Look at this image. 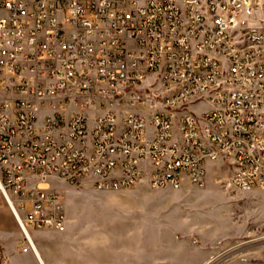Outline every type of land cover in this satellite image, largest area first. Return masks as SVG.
Instances as JSON below:
<instances>
[{"label": "built area", "instance_id": "built-area-1", "mask_svg": "<svg viewBox=\"0 0 264 264\" xmlns=\"http://www.w3.org/2000/svg\"><path fill=\"white\" fill-rule=\"evenodd\" d=\"M217 162L264 190V0H0V194L20 254L67 229L41 183L179 190Z\"/></svg>", "mask_w": 264, "mask_h": 264}, {"label": "rangeland", "instance_id": "rangeland-1", "mask_svg": "<svg viewBox=\"0 0 264 264\" xmlns=\"http://www.w3.org/2000/svg\"><path fill=\"white\" fill-rule=\"evenodd\" d=\"M231 177L217 162L203 185L179 190L142 182L100 192L50 180L64 198L67 229L36 231L38 251L46 264H264V190H239ZM8 210L0 194V264H39L20 254Z\"/></svg>", "mask_w": 264, "mask_h": 264}, {"label": "crops", "instance_id": "crops-1", "mask_svg": "<svg viewBox=\"0 0 264 264\" xmlns=\"http://www.w3.org/2000/svg\"><path fill=\"white\" fill-rule=\"evenodd\" d=\"M42 185H45V186H47V187H51L52 184H49V185H48L47 183H45V184H42ZM7 216H8L9 222H10V223H9V224H10V230H11V231H16L17 228H18V226H17V224H16L17 227H15V225H14V221H15V220H14V218H13L12 213H11L10 210L7 211ZM15 223H16V222H15ZM18 230H19V228H18Z\"/></svg>", "mask_w": 264, "mask_h": 264}, {"label": "bare ground", "instance_id": "bare-ground-1", "mask_svg": "<svg viewBox=\"0 0 264 264\" xmlns=\"http://www.w3.org/2000/svg\"><path fill=\"white\" fill-rule=\"evenodd\" d=\"M42 184V183H41ZM40 184V185H41ZM42 186V185H41ZM37 261L39 264H46L43 257L40 255L39 251H38V258H37Z\"/></svg>", "mask_w": 264, "mask_h": 264}]
</instances>
